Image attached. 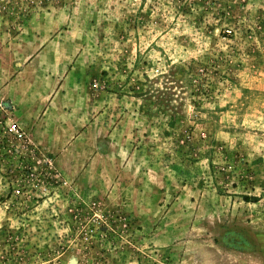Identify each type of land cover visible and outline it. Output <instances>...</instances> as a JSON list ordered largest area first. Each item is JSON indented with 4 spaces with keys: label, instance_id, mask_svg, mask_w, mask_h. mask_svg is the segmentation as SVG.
Masks as SVG:
<instances>
[{
    "label": "rangeland",
    "instance_id": "obj_1",
    "mask_svg": "<svg viewBox=\"0 0 264 264\" xmlns=\"http://www.w3.org/2000/svg\"><path fill=\"white\" fill-rule=\"evenodd\" d=\"M45 45L98 126L59 159L0 110V264H264V0H0V80Z\"/></svg>",
    "mask_w": 264,
    "mask_h": 264
},
{
    "label": "crops",
    "instance_id": "obj_2",
    "mask_svg": "<svg viewBox=\"0 0 264 264\" xmlns=\"http://www.w3.org/2000/svg\"><path fill=\"white\" fill-rule=\"evenodd\" d=\"M47 48L22 67L8 65L16 73L0 80V99L12 106V119L26 131L30 145L61 159L98 126L96 102L77 79L75 68L56 66L47 75L42 57ZM37 66L41 68L36 74Z\"/></svg>",
    "mask_w": 264,
    "mask_h": 264
},
{
    "label": "built area",
    "instance_id": "obj_3",
    "mask_svg": "<svg viewBox=\"0 0 264 264\" xmlns=\"http://www.w3.org/2000/svg\"><path fill=\"white\" fill-rule=\"evenodd\" d=\"M0 110L5 113H11L12 115V106L5 101L0 100ZM5 133L8 135V137L12 140H15L16 142L20 143H30V140L28 139L26 131L20 126L19 123L15 122L13 119H11L10 123L7 124ZM16 195H21L22 190L18 188L14 191Z\"/></svg>",
    "mask_w": 264,
    "mask_h": 264
}]
</instances>
